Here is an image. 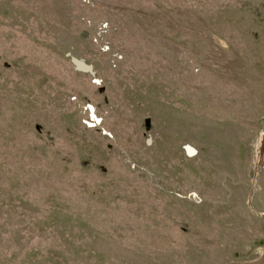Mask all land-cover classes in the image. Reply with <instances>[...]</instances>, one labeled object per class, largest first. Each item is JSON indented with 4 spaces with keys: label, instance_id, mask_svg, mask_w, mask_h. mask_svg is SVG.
<instances>
[{
    "label": "rangeland",
    "instance_id": "1",
    "mask_svg": "<svg viewBox=\"0 0 264 264\" xmlns=\"http://www.w3.org/2000/svg\"><path fill=\"white\" fill-rule=\"evenodd\" d=\"M0 264H264V0H0Z\"/></svg>",
    "mask_w": 264,
    "mask_h": 264
},
{
    "label": "built area",
    "instance_id": "2",
    "mask_svg": "<svg viewBox=\"0 0 264 264\" xmlns=\"http://www.w3.org/2000/svg\"><path fill=\"white\" fill-rule=\"evenodd\" d=\"M103 29L104 28H106L105 27V25H104V27H102ZM102 29V30H103ZM98 40V38H96V41ZM109 48H110V46H109V44L108 43H104V44H102V49L103 50H109ZM100 83V81L99 80H96V83H98V82ZM91 105H88L87 107H86V110H88L89 111V113H90V118H88V120H87V123L90 125V126H92V127H96V126H98V124H100V122H98V120H97V115H96V109L94 108V110H92V108L90 107Z\"/></svg>",
    "mask_w": 264,
    "mask_h": 264
},
{
    "label": "water",
    "instance_id": "3",
    "mask_svg": "<svg viewBox=\"0 0 264 264\" xmlns=\"http://www.w3.org/2000/svg\"><path fill=\"white\" fill-rule=\"evenodd\" d=\"M72 61L73 63L75 64V66L77 67V69H82V70H85V71H91L93 72V66L91 64H87L84 60H80L76 57H72ZM188 151L189 153H195V151L188 147Z\"/></svg>",
    "mask_w": 264,
    "mask_h": 264
},
{
    "label": "bare ground",
    "instance_id": "4",
    "mask_svg": "<svg viewBox=\"0 0 264 264\" xmlns=\"http://www.w3.org/2000/svg\"><path fill=\"white\" fill-rule=\"evenodd\" d=\"M98 82V81H97ZM99 83V82H98ZM92 110H94V109H92Z\"/></svg>",
    "mask_w": 264,
    "mask_h": 264
}]
</instances>
